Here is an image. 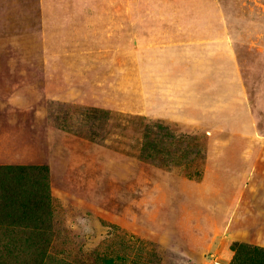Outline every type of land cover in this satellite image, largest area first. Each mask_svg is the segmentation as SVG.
Returning <instances> with one entry per match:
<instances>
[{"label":"rangeland","instance_id":"1","mask_svg":"<svg viewBox=\"0 0 264 264\" xmlns=\"http://www.w3.org/2000/svg\"><path fill=\"white\" fill-rule=\"evenodd\" d=\"M218 33L256 129L142 114V48ZM1 165L23 167L26 205L5 211L0 191V214L34 221L0 226V264H232L264 248V0H0Z\"/></svg>","mask_w":264,"mask_h":264},{"label":"crops","instance_id":"2","mask_svg":"<svg viewBox=\"0 0 264 264\" xmlns=\"http://www.w3.org/2000/svg\"><path fill=\"white\" fill-rule=\"evenodd\" d=\"M141 98L146 116L256 129L242 68L227 33L144 46Z\"/></svg>","mask_w":264,"mask_h":264},{"label":"trees","instance_id":"3","mask_svg":"<svg viewBox=\"0 0 264 264\" xmlns=\"http://www.w3.org/2000/svg\"><path fill=\"white\" fill-rule=\"evenodd\" d=\"M224 9V8H223ZM225 13L228 15V12L224 9ZM25 174V171L22 166H13V165H1L0 166V191L3 194L2 208L5 211H8L15 207H24V204L18 196H21L20 193H15L14 188L19 187L16 184L20 183ZM17 191V190H16ZM8 196V198H7ZM23 196V195H22ZM30 206L35 205V202L28 204ZM12 215L11 213H9ZM8 213L0 214V226L3 228H9L4 226H15L18 225V222L21 221H34L32 217L28 218L24 216V212L21 214H15V217L8 216ZM17 216V217H16ZM33 219V220H30ZM242 247V248H241ZM244 245H240L238 248V253L235 257V261L232 264H264V248L256 246H248L249 255H243ZM7 256L1 251L0 252V262L3 261ZM244 257L251 259L247 261ZM7 259V258H6Z\"/></svg>","mask_w":264,"mask_h":264}]
</instances>
